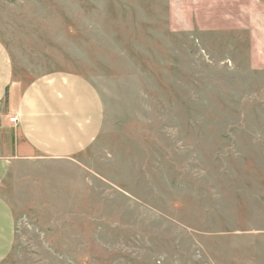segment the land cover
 Masks as SVG:
<instances>
[{
    "label": "rangeland",
    "instance_id": "1",
    "mask_svg": "<svg viewBox=\"0 0 264 264\" xmlns=\"http://www.w3.org/2000/svg\"><path fill=\"white\" fill-rule=\"evenodd\" d=\"M233 38L161 29L144 62L67 36L49 51L96 72L104 125L78 155L10 168L1 264H264V68Z\"/></svg>",
    "mask_w": 264,
    "mask_h": 264
},
{
    "label": "crops",
    "instance_id": "2",
    "mask_svg": "<svg viewBox=\"0 0 264 264\" xmlns=\"http://www.w3.org/2000/svg\"><path fill=\"white\" fill-rule=\"evenodd\" d=\"M161 29L232 35L235 48L244 45L247 65L264 68V0H0V264L16 239L15 215L1 191L10 168L78 155L104 125L96 72L63 68L48 52L62 50L67 36L87 41V50L109 44L120 55L113 61H150Z\"/></svg>",
    "mask_w": 264,
    "mask_h": 264
},
{
    "label": "built area",
    "instance_id": "3",
    "mask_svg": "<svg viewBox=\"0 0 264 264\" xmlns=\"http://www.w3.org/2000/svg\"><path fill=\"white\" fill-rule=\"evenodd\" d=\"M15 119H16V118L13 116V117H10V118H9V121L14 122Z\"/></svg>",
    "mask_w": 264,
    "mask_h": 264
}]
</instances>
